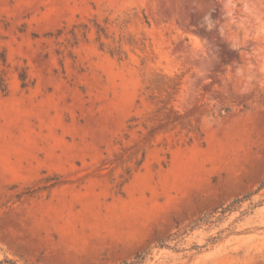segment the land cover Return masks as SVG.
Segmentation results:
<instances>
[{"label": "rangeland", "instance_id": "374dc122", "mask_svg": "<svg viewBox=\"0 0 264 264\" xmlns=\"http://www.w3.org/2000/svg\"><path fill=\"white\" fill-rule=\"evenodd\" d=\"M0 76V264H264V0H0Z\"/></svg>", "mask_w": 264, "mask_h": 264}, {"label": "trees", "instance_id": "16d2710c", "mask_svg": "<svg viewBox=\"0 0 264 264\" xmlns=\"http://www.w3.org/2000/svg\"><path fill=\"white\" fill-rule=\"evenodd\" d=\"M1 60L3 63L5 62V57H3V54H1ZM18 76L22 82V86L23 87L26 86L28 82H27V76H26L25 70H22L21 72H19ZM0 88L3 92H6V83L2 76H0Z\"/></svg>", "mask_w": 264, "mask_h": 264}]
</instances>
